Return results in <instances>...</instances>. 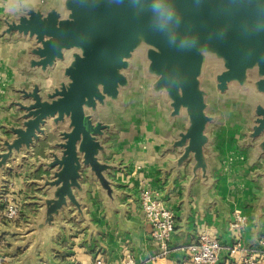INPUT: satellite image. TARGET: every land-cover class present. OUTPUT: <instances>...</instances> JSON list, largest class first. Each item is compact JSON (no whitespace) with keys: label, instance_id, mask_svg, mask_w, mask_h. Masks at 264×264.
Returning <instances> with one entry per match:
<instances>
[{"label":"water","instance_id":"1","mask_svg":"<svg viewBox=\"0 0 264 264\" xmlns=\"http://www.w3.org/2000/svg\"><path fill=\"white\" fill-rule=\"evenodd\" d=\"M0 45V208L11 175L28 189L0 257L68 264L81 238L111 259L108 234L146 261L152 225L133 213L126 160L137 144L159 163V199L176 198L175 248L209 214L229 257V174L252 192L243 243L262 246L264 0H0Z\"/></svg>","mask_w":264,"mask_h":264},{"label":"crops","instance_id":"2","mask_svg":"<svg viewBox=\"0 0 264 264\" xmlns=\"http://www.w3.org/2000/svg\"><path fill=\"white\" fill-rule=\"evenodd\" d=\"M3 116V113L0 111V118ZM126 160H133V174L130 177V181L133 182L132 190L136 191V195L138 198L140 197V184L141 181L147 179L152 188L158 192L161 197L162 192L156 183V169L158 167V161L156 160L154 153L151 148H148L147 151H144L140 148L139 144L135 145L129 152L126 153ZM13 182L18 191L25 192L28 189L25 187L23 180L18 174H13L10 176L9 183ZM222 189L225 198L230 199L235 203L236 209L240 211L242 214H245V209L242 207V202L245 199H249L252 196V192L249 188L247 181L242 178L237 177L235 174H229L227 179L224 181V185H222ZM231 194V195H230ZM230 195V196H229ZM176 198H172L169 201H164L168 207H172ZM133 209V213L135 215H141V207L140 203H134L131 205ZM2 208V207H1ZM0 208V210H1ZM22 219V216L17 221V223ZM5 221L0 220V226L4 224ZM179 223V219H177V224ZM195 233L198 234L200 231H206L208 233L213 234L216 238H218V231L216 227L213 225V217L208 214L205 218L197 217L194 226ZM177 227L176 230L177 231ZM243 239L249 238L248 231L243 232ZM6 238L0 239V252L4 251L6 248ZM81 238L74 241V245L69 248L70 253L65 255L64 257H59L61 261L67 262L68 264H94L95 259L101 256L104 260L105 264H123L124 260L129 257L134 256L131 243L126 240L120 239L117 235H108L104 238L105 244L109 247L111 251V259H109L108 255L105 252L99 251V248L96 244L92 246L80 245ZM176 240V236L173 237L171 241V255L166 259H157L154 257L157 255V248L154 246L152 240L150 239V234L147 231V242H146V252H147V260L139 263V264H184L185 256L183 253V248H175L174 242ZM193 240V239H192ZM67 245L64 244V247ZM225 249V248H224ZM221 252V258L225 259L226 252ZM230 254V251H229ZM16 261L15 258L7 257L5 259V264H13Z\"/></svg>","mask_w":264,"mask_h":264},{"label":"built area","instance_id":"3","mask_svg":"<svg viewBox=\"0 0 264 264\" xmlns=\"http://www.w3.org/2000/svg\"><path fill=\"white\" fill-rule=\"evenodd\" d=\"M24 192L18 191L13 182H10L3 196V206L0 210V220L17 223L23 209ZM140 207L144 219L152 225L151 239L157 248V259H166L171 255V237L176 230L177 218L174 212L164 201L159 199L147 179L140 184ZM247 226V217L240 211L234 213V223L230 225V232L238 243L229 249V257L220 262L221 252L224 247L217 238L206 231L197 234V240L183 248L185 251L184 264H264V241L262 246L249 249L243 243V232ZM5 259L0 257V264ZM94 264H105L101 256L95 259ZM123 264H137L132 257L124 260Z\"/></svg>","mask_w":264,"mask_h":264},{"label":"rangeland","instance_id":"4","mask_svg":"<svg viewBox=\"0 0 264 264\" xmlns=\"http://www.w3.org/2000/svg\"><path fill=\"white\" fill-rule=\"evenodd\" d=\"M8 50L9 48L3 45H0V63H3V59L6 58V56L8 55ZM10 51V50H9ZM231 195V194H230ZM229 195V196H230Z\"/></svg>","mask_w":264,"mask_h":264},{"label":"clouds","instance_id":"5","mask_svg":"<svg viewBox=\"0 0 264 264\" xmlns=\"http://www.w3.org/2000/svg\"><path fill=\"white\" fill-rule=\"evenodd\" d=\"M156 10L157 11H160L163 15H165L168 19H171V13L170 12H167L165 10H162L159 8V6L156 7Z\"/></svg>","mask_w":264,"mask_h":264}]
</instances>
